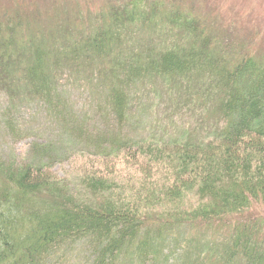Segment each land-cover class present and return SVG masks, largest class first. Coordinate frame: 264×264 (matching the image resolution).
<instances>
[{
	"label": "trees",
	"instance_id": "16d2710c",
	"mask_svg": "<svg viewBox=\"0 0 264 264\" xmlns=\"http://www.w3.org/2000/svg\"><path fill=\"white\" fill-rule=\"evenodd\" d=\"M99 14L98 20L104 15L107 21L103 27L66 46L48 49L43 40L30 44L25 80L37 100L50 106L59 102L55 105L65 110L64 103L71 115L79 111L58 95L59 83L82 73L83 81L100 91L98 116L109 132L89 139L88 153L135 161L142 174L148 169L166 179L125 181L84 171L71 192L70 180L53 177L51 161L41 159L35 166L25 158H0V264H53L66 244L85 238L94 245L91 264H121L129 254L141 264H154L158 245L171 235L168 230L182 223L227 222V250L218 260L264 264V216L254 214V207L264 206V62L244 54L230 66L219 43L173 3L166 8L160 0H124ZM128 25L139 32L167 26L178 41L163 49L129 50L124 47ZM2 55L0 64L8 69ZM197 76L216 82L219 130L214 136L188 142L134 138L130 129L125 133L132 124V85L147 79L189 82ZM55 105L52 112L65 115ZM65 132L74 134L71 128ZM30 146L50 148L35 141Z\"/></svg>",
	"mask_w": 264,
	"mask_h": 264
},
{
	"label": "rangeland",
	"instance_id": "374dc122",
	"mask_svg": "<svg viewBox=\"0 0 264 264\" xmlns=\"http://www.w3.org/2000/svg\"><path fill=\"white\" fill-rule=\"evenodd\" d=\"M123 1L0 0V58L5 53L3 61L8 67L3 62L0 64L1 159L25 158L35 166L43 160L51 161L53 177L70 180L71 192L77 190L78 177L84 171H97L125 181L162 183L166 179L165 174L157 171L149 174L148 169L142 174L135 161L104 159L88 153L85 147L88 140L109 132L98 116L102 103L100 91L94 84H86L82 73L66 77L59 83L58 95L68 106L79 111L71 114L74 117L63 102L65 110L55 105L59 102L54 105L65 115L54 114L51 110L54 105L37 100L24 77V70L30 62V44L43 40L42 45L49 49L52 45L64 46L82 34L89 35V32L96 31L97 25L103 27L107 23L104 15L103 20L96 18L101 15L99 12L106 10L108 5H121ZM160 1L166 8L173 3L187 17L193 16L223 48V56L230 66L244 54L264 62V0ZM166 28L153 27L151 29L157 33L152 34V30L139 32L138 27L128 25L124 30V42L127 43L124 47L129 50L152 46L166 48L167 42L178 41ZM99 63L104 64V59L100 58ZM213 83L216 82L212 78L197 76L189 82L147 79L132 85L129 92L133 125L128 126L125 133L130 129L134 138L162 141L201 142L210 139L219 130V116L214 110L218 92ZM67 113L69 119L65 117ZM67 128H71L74 134L68 136ZM84 133L87 135L81 138ZM32 141L45 146L49 144L50 148L31 150ZM81 151L87 154L76 155ZM193 200L194 196L189 202ZM254 214L264 216V206L254 207ZM230 224L182 223L180 227L168 230L171 235L158 245L161 250L154 264H243L241 258H233L229 263L218 260L227 250ZM152 228L158 231V225ZM166 234L164 232L162 237L165 238ZM62 250L59 257L53 258V264H91L93 260L94 245L86 238L68 243ZM121 264L141 263L136 255L129 254Z\"/></svg>",
	"mask_w": 264,
	"mask_h": 264
}]
</instances>
